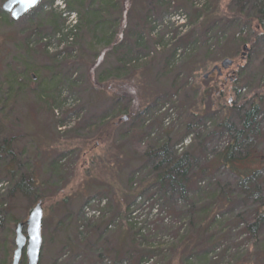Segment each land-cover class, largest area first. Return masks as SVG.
Wrapping results in <instances>:
<instances>
[{"label":"trees","instance_id":"trees-1","mask_svg":"<svg viewBox=\"0 0 264 264\" xmlns=\"http://www.w3.org/2000/svg\"><path fill=\"white\" fill-rule=\"evenodd\" d=\"M135 1L136 3L142 2V0L65 1L66 10L72 13L77 12V32L82 25H99L101 21L107 23L109 34L104 46L109 49L107 54L116 53L114 66L98 76L99 84L115 83L117 87L113 93L111 92L113 97L109 99L111 103H109L108 109L96 118L89 120L91 122L77 124L73 130L86 136L89 133L105 135L113 127H119L118 124L122 125L123 130L118 132V136L125 138L124 140L127 141L131 150L132 160L136 162L128 175L127 190L118 188L116 178H113V175L110 176V173L116 174L119 171L117 169L121 168L116 160L110 161L111 157H108L110 160L104 167L107 169L108 179L105 177V172L100 170L102 172L100 174L104 175L105 180H108V188L114 189L115 184L117 187L115 191L118 190V192L120 191L119 194L123 195L119 201L122 204L120 209L124 208V213L129 214L132 207L127 205L125 198L145 194L150 197L149 200L155 199L157 202H163L166 208L172 210V197L176 196L175 193H177L179 200H182L184 204L176 211L175 218L180 222L186 221V234L180 236L179 232H176L173 244L159 243L156 246H154V242H147L148 238H137L136 235L129 234L122 241L116 242L106 255L102 254L95 248V244L97 245L103 236V230L115 220L114 215L110 212L113 205L108 200L109 190L106 189L96 192L97 194L90 198L97 201L98 204L106 200L104 206L98 208V217L85 218L82 215L83 218L80 219L79 216L72 218V214H66L56 223L48 239L45 238L48 231L46 229L47 222L43 219L42 249L45 248L47 242L52 244L54 247L51 251L54 253L52 264H59L58 262L61 264H80L79 260L83 257H91L96 262L95 264H101L107 259L118 264L115 257H118L119 254L128 264H174L175 262L176 264H190L191 262H194L191 264H217L218 262L214 260L212 262L208 255L214 251L220 242L225 241V237L219 236L213 227L219 224L223 231L225 228H229L228 225L230 224L227 222L230 221L232 222L231 225L241 226L240 234L247 238L246 241L251 242L250 247L242 252L249 255L247 259H244L242 254H238L240 253V246L235 247L237 253L235 264H264V246H261L260 252L254 255L256 247H259V242H264V193L262 197L255 198L250 211L234 215L232 210L235 206V200L234 197L232 198L231 192L226 191L227 187L218 182L210 181L207 188L201 191L202 188L198 187V183L208 174V170L206 167L197 170L198 157L203 158L206 162L208 155H211L214 158L213 167L225 168L234 176L237 181L236 190L242 191L246 189V186H249L247 184L250 182L247 184H243V182H247V179H253L256 172L252 166L255 163L256 165L261 164L258 158L251 153L252 148L249 146V140L255 134H260L255 120L264 107V88L259 86L252 77L244 76L245 68L236 71L235 75L238 78L230 84L224 85L219 79H214V85L216 86L219 81L222 90L215 89L212 95L210 80L213 79L210 78L211 75L207 81L201 82L196 87H190L187 83L189 74L206 70L209 62L216 63V61L224 59L232 60L234 56L238 53L240 55L242 52L246 53V58H244L246 59V66H249L251 62L259 61L257 64L260 71L259 75L261 78L264 77V0H205L206 2L200 9L195 8L196 0H143L144 2L141 3L144 12L143 23L138 22L135 25L137 38L129 40L123 34L118 40V37H115L116 31H114L118 24L116 18L120 14L124 22L126 17L129 21V18L136 13ZM54 2L55 0H45L43 4L40 2L28 13L29 16L26 14V17H23L27 18L28 22L30 21V26L39 30L41 26L39 18L41 16L43 18L44 15L41 10L42 7L51 8ZM171 4H175V7H172ZM246 6L252 7L250 12L253 11V15H249ZM178 8H180L179 11L183 10L188 14L186 24L177 26L176 30L183 31V34L186 33L177 37L176 40H174L176 35H173L172 40L168 41L148 40L154 35L153 32L162 16L167 14L170 9L178 10ZM106 13L107 17L104 16ZM48 17L51 22L56 19V16L51 12L48 13ZM232 19L237 21L234 22ZM0 22L12 24L9 17L3 14L1 9ZM55 30L51 29V32ZM28 41L30 44V40H25V45H28ZM244 48L246 49L244 50ZM39 54H42L47 62L53 64L56 61L55 58H58L50 57L42 50H39ZM159 59L162 61L161 68L159 72H155L150 68L153 69V64L157 61L160 64ZM142 65L146 66L145 70H139L140 74L134 77ZM214 67L215 65L210 71ZM31 72H37L34 66L31 69H26L24 74L28 75ZM149 72H152L149 75L150 78H148ZM11 77L10 81L13 83L6 85V89L9 91L7 94H12L13 91L18 95L24 93L23 86L20 84L21 81L24 82L21 73L13 74ZM240 77L242 78L240 79ZM29 78L30 80L26 79L25 82H32V78L30 76ZM49 78L53 77L50 76ZM152 84L153 90L160 85H163L164 88L154 93L151 89ZM241 84L250 87L248 96L241 99L238 96L237 102L239 104L235 100L228 104V99L224 97L226 88L233 89V92L238 94ZM1 85L3 83H0ZM25 90L28 92L30 87ZM37 93L36 89L29 91L32 99L39 97ZM2 95L4 93L0 89V97ZM57 97V100L61 101L58 93ZM44 99L50 104L49 108L52 109L55 100L47 96ZM1 101L0 114L7 104L5 100ZM174 101L178 102L180 118L184 122L178 133L171 137L170 134H164L159 126L155 127L156 121L150 125L146 118L148 115L152 117L156 114L157 109L159 110L163 104H172ZM203 105L204 110L202 111ZM211 110L213 112H210ZM50 113L53 115L52 110ZM71 113L69 112L68 115ZM109 117H113L111 122H107ZM66 119L68 117L56 119L55 126H63ZM206 122L214 127L210 134H207L206 130L203 132L196 131L200 124ZM153 128H155L156 133H149ZM201 128L203 129V126ZM2 129L0 128V134L4 133V140L0 147V160L9 163L4 167L3 173L12 184L11 193H14L15 196L24 194V197H32L35 203L39 201L45 204V193L56 188L54 185L59 183L60 171L65 169V166L59 162L62 158H66L67 154L62 156L58 154L54 161L51 160L48 178L46 180L40 179L38 182L35 178V170L32 167L29 169L25 163V148H21L18 152L15 151V156L14 151L11 150V141H8L11 135ZM194 132L196 136L198 135L196 138L200 140L196 142L198 147H190L179 154L175 148L179 143H182L181 141L185 137L194 134ZM226 133L230 134V138L222 150L208 153L204 149L205 145L209 143L210 137L222 138ZM191 149L196 151L197 156ZM38 152L41 151L38 150L36 154ZM36 157L38 158V155ZM101 157L105 156L100 155L99 159ZM32 159L30 158L28 163L32 164ZM66 166L68 167V165ZM86 176H89V171ZM88 180L89 177H86L84 181L87 182ZM249 190H251L252 196H256L258 192L264 191V187L260 185V191L252 187ZM189 191L195 194L192 199H188ZM56 194L57 192L54 191V195ZM250 197L248 196V198ZM69 198L70 195H67L65 199H61L60 203L66 205ZM244 201L247 203L246 200ZM58 205L60 204L58 203ZM155 205L156 203H154ZM50 209H57L54 203L51 204ZM107 213L109 214L108 218L104 217V214L107 215ZM7 214L4 210L0 211V226L15 223V220ZM224 215H228V217L224 222L225 225H222ZM218 218L220 219L217 221ZM138 233L136 234L138 235ZM13 235L14 233L8 234L9 239ZM64 256L67 259L62 261ZM255 258L259 262H255ZM11 259L12 253L7 251L2 264H10ZM44 260L46 258L41 259L39 264H43ZM150 261L152 262L150 263ZM20 264H25V256L21 259Z\"/></svg>","mask_w":264,"mask_h":264},{"label":"rangeland","instance_id":"rangeland-1","mask_svg":"<svg viewBox=\"0 0 264 264\" xmlns=\"http://www.w3.org/2000/svg\"><path fill=\"white\" fill-rule=\"evenodd\" d=\"M5 1L6 0H0V9ZM65 1L68 0H55L51 8L42 7L41 10L44 15L43 18L42 16L39 18V21H41L39 30H35V28L29 25L30 21H27L28 19L25 18L26 16L17 21H13L8 14L3 12V14L9 17L12 24L0 22V83H3L0 89L4 93V95L0 97V103H2L1 100H5V103H7L4 111L0 114V128L2 129L3 126L5 133L11 135L8 139V141H11V150L14 151L16 156L15 151L18 152L21 148H25V163L29 169L32 167V169L35 170V178L38 182H40V179L46 180L48 178L51 160L54 161L58 154L61 156L65 153L67 154V156H65L66 158H62L61 162H59V164L65 166V169L60 171L58 176L59 183L54 185L56 188L50 189L52 188L50 187V190L45 193V204L40 202L42 204L43 219L47 222L46 229L48 231L45 238H50L56 223L66 214H72V218L74 216H79L80 219L83 218L82 215L85 214V218H90L89 212L86 213L84 211L87 205L85 203L88 199L94 197L97 194L96 192L108 189V200H110L113 205L110 212L114 215L115 220L103 230V236L97 242V245L95 244V248L102 254L106 255L110 249L115 246L116 242H119V240L122 241L129 234H134L137 238H148L147 242H154V246L159 243L173 244L175 242L174 236L176 232H179L180 236H184L187 231L186 221L180 222L175 218L177 214L176 211L184 204L182 200H179L177 193H175L176 196L172 197V210L166 208L163 202H157L155 199L149 200L150 197L145 194L128 196L125 198L127 205L132 207L129 214L124 213V208L120 209L122 204L119 201L122 199L123 195H120V191H115V189L118 187L127 190L128 175L133 170L136 163L132 160L129 144L124 140V137L118 136V132L123 130V126L118 124L119 127H113L112 130L105 135H101V133H95L96 135H94V133H89L86 136L73 130L77 124L91 122L89 120L96 118L108 109L109 103H111L109 99H112V93L117 87L115 83L110 84L105 82L99 84L98 76L103 72H107L114 66L116 62V53L107 54L109 49L104 46V43L105 40H107L109 29L107 23L104 21H101L99 25H82L79 31H76L74 35H67L69 32L67 31L68 25L65 14H72V12L66 10ZM44 2L45 0H42L40 4ZM142 2L144 1L142 0ZM205 2V0H196L194 3V5L196 4L195 8L200 9ZM134 3L136 13L133 17L129 18V21L126 17V21L124 22L120 14L116 18L118 24L115 26L114 31H116L115 37H118V40L123 34L129 40H134L135 37L137 38L138 36L135 25L138 22L143 23L142 18L144 12L140 1H138L139 4L136 3V1ZM171 5L175 7V4ZM179 9L180 8H178V10L170 9L167 14H164L161 20L158 21V25L153 32L154 35L148 38V40L161 39L168 41L172 40L173 35H176V37H174V40H176L177 37L184 35L186 33L185 31L183 34V31L181 32L176 29L177 26L186 24L188 13L186 14L183 10L179 11ZM246 9L249 15L254 14L253 11L250 12L252 7L246 6ZM49 12L56 16L54 22H51L48 17ZM179 12L182 13L179 14ZM73 14H75L77 16L76 19H78L77 12H73ZM104 16L107 17V13L104 14ZM232 21L236 22L237 20L232 19ZM51 29L56 30L51 32ZM25 40H30V44L28 41V45H25ZM115 40H117V38H115ZM39 50L47 53L50 57L58 58H55L56 61L54 64L47 62L46 59L43 58V55L39 54ZM241 56L242 54L239 55V53L234 56L232 59L233 66L228 70H223V72L227 71L228 73L234 71L237 73L240 68H245L243 72L244 76H249V78L252 77L259 86L261 85L264 88V77H260V71L257 66L259 61H254L255 63L251 62L247 67L245 62L246 59H242ZM159 60L160 64L157 61L153 64V69L150 68L151 70L159 72L162 63L161 59ZM220 62L221 60L216 61V63L209 62L206 70L204 69L199 73L189 74L187 77L188 85L190 87H196L201 82L207 81L208 78L204 79V76L214 65L219 66ZM32 66H34L37 72H31L28 73V75L24 74L26 73V69H31ZM145 68L146 66L142 65L138 70L136 69L137 72L134 77L140 74L139 70L142 71L145 70ZM45 71H47L46 74ZM20 73L24 80V82L21 81L20 83L21 86H23L24 93L18 95L13 91L12 94H7L9 91L6 89V85L13 83L10 81L12 79L11 76ZM150 73L152 72H149L148 78H150ZM46 75L53 78H49ZM29 76L32 78V82H25L26 79L30 80ZM236 78L238 77L236 76ZM241 78L242 77H240V79ZM214 81V79L210 80V85L212 87L211 95L215 89L222 90V85H220L221 81H218L216 86L214 85ZM28 87H30V90L36 89L39 97H34V99H32L29 94L30 90L28 92L25 90ZM163 88L164 86L160 85L157 89L153 90V84L151 85L152 92L154 93ZM250 90L249 86H244L243 84L240 85V92L238 94H234L233 89L226 88L224 97L228 100L230 98L231 103L232 100L237 102L238 96L240 99L248 96ZM57 93L61 101L57 100ZM45 96L55 100V105H53L52 109L49 108L50 104L44 99ZM215 96H217V94H215ZM237 104L239 103L237 102ZM162 107H164V110ZM178 107L177 101L172 102V104H163L159 110L157 109L156 114L152 117L149 115L147 116L146 119L148 120V124L151 125L156 121L155 127L157 128V126H159L164 134H170L171 137L176 135L184 122L183 119L180 118ZM203 107L204 105L201 108L202 111L204 110ZM51 110L53 115L50 113ZM69 112L72 113L68 115ZM210 112H213V110ZM64 117H68V119H66L63 126H55L56 123L54 122L57 121L56 119L60 120ZM112 119L113 117H109L107 122H111ZM255 121L256 124H258V132L260 134L257 133L254 137L250 138L249 146L252 148L251 153L258 158L261 164L256 165L255 163L252 166V169H254L256 173L253 179H247V182H243V184L250 182L247 184L249 186H246L245 190H236L235 185H237V181L228 170L222 167H213V156L208 155V160L206 162L203 158L201 159L198 157L197 170L199 171L203 167H206L208 170V174L198 183V187L202 188L201 191H203L207 188L210 181L218 182L222 186L227 187L226 191L229 190L232 198L234 197L235 200V206L232 210L234 215L250 211L255 198L262 197L264 193V191H262L258 192L256 196H252V192L249 190L252 187L260 191L259 186L261 185L264 187V107L261 109V113L256 117ZM202 126L203 129L201 128ZM213 129L214 127L211 126L209 122H206L200 124V127H198L196 131L199 130L203 132L206 130L205 132L210 134ZM149 133H156L155 128L150 130ZM194 134L185 137L181 141L182 143H179V148H182L180 152L177 151L179 154L188 150L190 147H198V143L196 142L200 140L196 138L198 135L196 136V134ZM3 136L4 133L2 132L0 134V147L4 140ZM229 138L230 134L227 133L224 134L222 138L210 137L209 143L205 145L204 149L208 153L211 151L218 152L225 147ZM38 150L41 152L36 154ZM191 150L197 156L196 151L193 149ZM71 152L73 153L71 154ZM36 155H38V158ZM100 155L105 157L99 159ZM108 157H111V160L108 159ZM30 158H33L32 164L28 163ZM35 158H37V160H35ZM109 160H116L118 165L121 166V168L117 169L119 171H117L116 174L110 173V176L113 175V178H116L117 181V187L114 184V189L108 188V180H105L104 175L100 174L102 173L101 171L105 172V177L108 179L106 175L107 169L104 167H106L105 165H107ZM4 162L5 161L0 160V211L4 210L5 213L7 212V216L15 220V223L12 225L2 224L0 226V264H2V260L7 251L12 253L15 247V235L11 236L9 239L8 234H13L16 225L21 222L24 223L27 220L30 211L39 202L35 203L32 197H24V194L15 196L14 193H11L12 184L9 178L5 177L3 173L4 167L9 163ZM66 165H68V167ZM109 165L111 164L109 163ZM23 169H25V167H23ZM88 171L89 176H86ZM86 177H89L87 182L84 181ZM56 181L57 179L55 182ZM134 187L137 188L136 185H134ZM195 190L197 191V189ZM54 191L57 192L56 195H54ZM67 195H70V198L67 199V204L63 205L60 201L61 199H65ZM194 195L195 194L189 191L188 199H192ZM248 196L251 197L248 198ZM91 200L92 199L89 201ZM244 200H246L247 203H244ZM52 203H54V206L57 208L56 210L50 209ZM58 203L60 205H58ZM154 203H156L155 206ZM92 205L96 206V202ZM104 217L108 218L109 214H104ZM227 217L228 215H224L221 223L222 225H225L224 222L227 220ZM219 219L220 218H218L217 221ZM227 224H230L228 225L229 228H225L223 231L219 224L213 227V230L217 232L219 236L225 237V241L220 242L214 251H211L208 255L211 261L213 262L214 260L218 262L217 264H235L237 260V253L235 252L236 246H240L239 255L242 254L244 259L249 257L248 254L245 255L242 253L250 247L251 242L246 241L247 238L240 234L241 226L231 225L232 222L230 221H228ZM137 232H139L138 235L136 234ZM42 233L44 232L41 229V238L43 237ZM261 246H264V242H259V247H256L254 255L260 252ZM52 248L54 249L52 244L47 242L45 248L42 249L41 243L38 264L41 259L45 258L46 260H44L43 264L53 263L52 258L54 253H51ZM256 257H258V255H256ZM65 259H67L65 256L62 257V261ZM115 261L118 262V264H128L121 258L120 254L118 257H115ZM254 261L259 262L256 258ZM79 262L80 264L96 263L91 257H83ZM151 262L152 261H150V263ZM58 263L61 264L60 262ZM101 264H114V261L112 262L107 259ZM174 264H176V262Z\"/></svg>","mask_w":264,"mask_h":264},{"label":"water","instance_id":"water-1","mask_svg":"<svg viewBox=\"0 0 264 264\" xmlns=\"http://www.w3.org/2000/svg\"><path fill=\"white\" fill-rule=\"evenodd\" d=\"M40 0L34 3L29 0H6L1 9L4 13L9 14L11 20L17 21L29 11L34 9ZM246 48H244L245 50ZM245 55V52H243ZM244 57V56H243ZM233 65V61L224 59L212 71L226 70ZM209 74L204 76L206 79ZM41 224H42V206L38 203L29 213L27 220L20 223L15 229L14 245L11 264H20L21 255L25 251L27 264H38L41 249ZM24 230V233H23Z\"/></svg>","mask_w":264,"mask_h":264},{"label":"flooded vegetation","instance_id":"flooded-vegetation-1","mask_svg":"<svg viewBox=\"0 0 264 264\" xmlns=\"http://www.w3.org/2000/svg\"><path fill=\"white\" fill-rule=\"evenodd\" d=\"M242 54V53H241ZM240 54V55H241ZM243 56V55H242ZM241 56V58H243ZM228 69H230V68H228ZM228 69H226V70H228ZM213 70V69H212ZM210 71V78L211 79H219L224 85L226 84V83H232L234 80H235V78H236V76H235V72L234 71H230V72H228L227 73V71L226 72H223V70H221V71H216V70H214V71ZM224 73V74H223ZM209 76H208V78H209ZM235 94V93H234ZM228 104H231V99L229 98V100H228ZM23 254H24V252H23ZM23 254H22V256H23ZM25 255V254H24ZM23 258V257H22ZM26 264H27V262H26Z\"/></svg>","mask_w":264,"mask_h":264},{"label":"built area","instance_id":"built-area-1","mask_svg":"<svg viewBox=\"0 0 264 264\" xmlns=\"http://www.w3.org/2000/svg\"><path fill=\"white\" fill-rule=\"evenodd\" d=\"M66 20H67V25H68V29L67 31L71 34L74 35L77 31L76 26H77V19H76V15L75 14H70L67 13L65 14ZM71 40V39H69ZM104 205V202L100 205L101 207ZM88 212V210H86ZM89 215L90 216H99V211L95 210V211H90L89 210Z\"/></svg>","mask_w":264,"mask_h":264},{"label":"snow or ice","instance_id":"snow-or-ice-1","mask_svg":"<svg viewBox=\"0 0 264 264\" xmlns=\"http://www.w3.org/2000/svg\"><path fill=\"white\" fill-rule=\"evenodd\" d=\"M29 2H32V3H34V2H35V0H29Z\"/></svg>","mask_w":264,"mask_h":264}]
</instances>
